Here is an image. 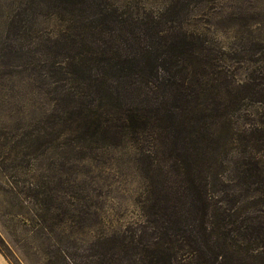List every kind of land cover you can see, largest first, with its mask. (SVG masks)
Wrapping results in <instances>:
<instances>
[{
	"label": "rangeland",
	"instance_id": "obj_1",
	"mask_svg": "<svg viewBox=\"0 0 264 264\" xmlns=\"http://www.w3.org/2000/svg\"><path fill=\"white\" fill-rule=\"evenodd\" d=\"M30 1L0 0V251L12 264H67L66 256L80 264L98 256L100 242L144 224L149 179L131 141L54 140L55 106L31 69L30 52L33 38L56 37L66 23L33 16ZM108 1L133 15L162 13L178 2L177 21L212 63L205 88L222 93L203 101L221 111L239 101L229 116L235 124L226 120L216 129L212 213L234 223L232 229L242 226L249 239L236 247L239 264H264L258 233L250 230L264 219V195L248 169L253 150L246 140L256 135L264 113L257 101L264 98V0ZM239 83L248 95L235 100ZM129 264L142 263L134 258Z\"/></svg>",
	"mask_w": 264,
	"mask_h": 264
},
{
	"label": "trees",
	"instance_id": "obj_2",
	"mask_svg": "<svg viewBox=\"0 0 264 264\" xmlns=\"http://www.w3.org/2000/svg\"><path fill=\"white\" fill-rule=\"evenodd\" d=\"M178 6L136 15L108 0H31L27 7L33 16L66 23L56 37L33 38L30 52L31 69L55 106L49 122L54 140L131 141L149 179L144 224L100 242L98 256L80 264H129L134 258L142 264H239L236 247L249 240L242 226L232 229L234 223L213 215L210 190L216 129L231 120L237 99L247 93L239 83L235 95L229 92L237 101L222 111L203 101L222 93L205 88L212 63L199 39L181 28ZM253 132L246 139L253 150L248 169L264 195V113ZM250 230L264 253V219Z\"/></svg>",
	"mask_w": 264,
	"mask_h": 264
},
{
	"label": "crops",
	"instance_id": "obj_3",
	"mask_svg": "<svg viewBox=\"0 0 264 264\" xmlns=\"http://www.w3.org/2000/svg\"><path fill=\"white\" fill-rule=\"evenodd\" d=\"M0 264H12L1 251H0Z\"/></svg>",
	"mask_w": 264,
	"mask_h": 264
}]
</instances>
